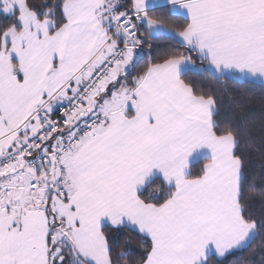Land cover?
Instances as JSON below:
<instances>
[{
	"label": "snow or ice",
	"instance_id": "obj_1",
	"mask_svg": "<svg viewBox=\"0 0 264 264\" xmlns=\"http://www.w3.org/2000/svg\"><path fill=\"white\" fill-rule=\"evenodd\" d=\"M0 17V264H264V101L224 115L186 79L264 86V0H0ZM160 36L178 47L140 67Z\"/></svg>",
	"mask_w": 264,
	"mask_h": 264
},
{
	"label": "trees",
	"instance_id": "obj_2",
	"mask_svg": "<svg viewBox=\"0 0 264 264\" xmlns=\"http://www.w3.org/2000/svg\"><path fill=\"white\" fill-rule=\"evenodd\" d=\"M166 13V8L159 9L155 12L157 15H166ZM2 19L3 17H0V20ZM168 19L176 23L182 22L176 17H168ZM149 44L153 46L150 50L148 48ZM172 47L178 46L175 44V41H171L165 36H160L157 39L149 40L148 43L144 45L145 52L139 66L142 67L145 65L150 58L154 61H158L160 56L165 51L171 50ZM149 52L151 53V56L149 55ZM193 58L195 59V54H193ZM186 79L198 83L204 89L215 90L217 92V98L220 101L219 107L221 108V112L224 115L230 114L232 103L230 97H235L236 99H243L246 101L250 100V107H252L257 112V114L261 111V101H264V86H261V84L240 82L235 80L216 81L212 77L204 78L191 72L188 73ZM249 164L253 171L259 172L260 160L257 155L250 157ZM253 207L255 210V215L259 217L261 215V205L257 201ZM262 242L264 241L258 240L253 244V247H259ZM121 243H123V236L121 237ZM132 243L135 245L137 241L133 239ZM249 251L250 250L246 249L240 252L238 255L228 256L227 258L212 257V264H238L239 260H242L249 255Z\"/></svg>",
	"mask_w": 264,
	"mask_h": 264
},
{
	"label": "crops",
	"instance_id": "obj_3",
	"mask_svg": "<svg viewBox=\"0 0 264 264\" xmlns=\"http://www.w3.org/2000/svg\"><path fill=\"white\" fill-rule=\"evenodd\" d=\"M161 2H163V0H161ZM256 83L260 84L259 82H256Z\"/></svg>",
	"mask_w": 264,
	"mask_h": 264
}]
</instances>
